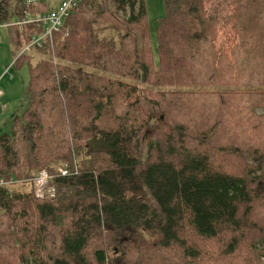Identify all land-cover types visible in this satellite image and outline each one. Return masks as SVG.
Masks as SVG:
<instances>
[{"label":"trees","instance_id":"obj_1","mask_svg":"<svg viewBox=\"0 0 264 264\" xmlns=\"http://www.w3.org/2000/svg\"><path fill=\"white\" fill-rule=\"evenodd\" d=\"M163 2L155 50L144 0H81L14 61L29 81L0 134V264H264V0ZM48 10L0 0V23ZM7 30L21 48L39 33Z\"/></svg>","mask_w":264,"mask_h":264},{"label":"rangeland","instance_id":"obj_2","mask_svg":"<svg viewBox=\"0 0 264 264\" xmlns=\"http://www.w3.org/2000/svg\"><path fill=\"white\" fill-rule=\"evenodd\" d=\"M59 1L60 0H46L49 8H54L55 6H57ZM144 3L146 8V17L149 27L151 44L153 49L155 50V29L158 20L164 15V2L163 0H144ZM233 11V9L226 8L225 13L229 14ZM236 41V34L233 32L230 25L223 22L219 28L218 39L215 45L221 46L224 55L230 58L231 50L236 44ZM210 46L211 44L207 43L205 48L209 49ZM22 49L23 48H21L20 46H17L14 43H10L9 31L7 29L0 32V80L3 78L2 82L11 84L12 92L17 95L15 98L11 97L12 101L14 100V103H11L9 105V103L6 102L8 106V108L6 107L7 109L2 106L3 103L0 101V134L11 132L12 117L14 115H20L23 111L20 109V105L21 103H23V95L29 81V70L27 64H23L22 67H20V69L18 70L13 67L14 61L22 52ZM30 55H33L32 57L37 58V55L34 52H32ZM7 69H9L8 72H6ZM3 84L4 83H1V85ZM227 136L229 137L228 133ZM24 188L27 189L28 187Z\"/></svg>","mask_w":264,"mask_h":264},{"label":"built area","instance_id":"obj_3","mask_svg":"<svg viewBox=\"0 0 264 264\" xmlns=\"http://www.w3.org/2000/svg\"><path fill=\"white\" fill-rule=\"evenodd\" d=\"M43 1L46 0H23V3L26 7H32ZM80 1L81 0H60L57 6L54 8H49L48 11L41 14H26L20 19L2 22L0 23V32L10 26L22 27L30 24L35 25L39 29V33L31 36L28 44L23 47L19 56L28 54L33 49H50L53 36L62 32L65 19L70 16L73 9L78 6ZM8 70L9 69H7L6 72H8ZM2 96L3 92L0 90V99ZM59 172L63 176L66 175V166L60 167ZM50 180L51 175L46 171H41L35 178L31 180V187L34 190L35 196L37 198H42L46 195L52 196L54 189L49 186ZM3 184L4 183L0 181V185Z\"/></svg>","mask_w":264,"mask_h":264},{"label":"crops","instance_id":"obj_4","mask_svg":"<svg viewBox=\"0 0 264 264\" xmlns=\"http://www.w3.org/2000/svg\"><path fill=\"white\" fill-rule=\"evenodd\" d=\"M3 81V78L0 80V90L3 92V96H2V98L0 99V101L3 103L2 104V106L4 107V108H8V106H7V104H6V102H8L9 103V105L11 104V103H14L13 101H12V98L14 97H16L17 95L15 94V93H13L12 92V89H11V84H8L7 82H2ZM1 83H4L3 85H1ZM12 97V98H11ZM6 108V109H7ZM19 109V108H18Z\"/></svg>","mask_w":264,"mask_h":264}]
</instances>
